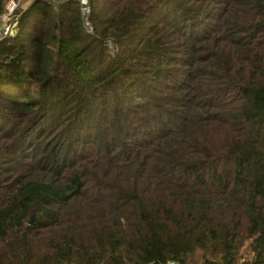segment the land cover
<instances>
[{
    "label": "trees",
    "instance_id": "trees-1",
    "mask_svg": "<svg viewBox=\"0 0 264 264\" xmlns=\"http://www.w3.org/2000/svg\"><path fill=\"white\" fill-rule=\"evenodd\" d=\"M89 3L0 41V264H264V0Z\"/></svg>",
    "mask_w": 264,
    "mask_h": 264
},
{
    "label": "built area",
    "instance_id": "built-area-1",
    "mask_svg": "<svg viewBox=\"0 0 264 264\" xmlns=\"http://www.w3.org/2000/svg\"><path fill=\"white\" fill-rule=\"evenodd\" d=\"M16 1L17 0H7L5 12L2 15H0V20L2 17L9 18L7 25H4V23L0 25V41L4 40L7 37H12L17 31L18 21H17V18H14V12L17 9ZM53 1H56V0H53ZM73 1H76L79 3L81 11L85 7L90 8L89 0H73ZM83 20H84V23H85V20L88 21V15L87 16L83 15ZM89 26L92 28L90 23H89ZM167 264H177V263L174 261H169L167 262Z\"/></svg>",
    "mask_w": 264,
    "mask_h": 264
},
{
    "label": "rangeland",
    "instance_id": "rangeland-1",
    "mask_svg": "<svg viewBox=\"0 0 264 264\" xmlns=\"http://www.w3.org/2000/svg\"><path fill=\"white\" fill-rule=\"evenodd\" d=\"M31 0H17V9L20 8V10H24L28 4L30 3ZM8 20L9 18H4L2 17L0 20V25L4 23V25L8 24ZM16 35V33L12 36L14 37ZM251 252H250V243L249 241L246 242V244H244L242 246V248L240 249L238 256H237V263L238 264H244L245 262H247L248 260H250L251 258Z\"/></svg>",
    "mask_w": 264,
    "mask_h": 264
},
{
    "label": "clouds",
    "instance_id": "clouds-1",
    "mask_svg": "<svg viewBox=\"0 0 264 264\" xmlns=\"http://www.w3.org/2000/svg\"><path fill=\"white\" fill-rule=\"evenodd\" d=\"M90 13V8L85 7L82 9V14L84 16H87ZM85 26H86V30L90 33V34H94L93 33V29L89 26V22L87 20H85ZM105 46L108 50L109 55L111 56H115L119 50H120V46L118 43H116L114 40L112 39H108L105 41Z\"/></svg>",
    "mask_w": 264,
    "mask_h": 264
},
{
    "label": "water",
    "instance_id": "water-1",
    "mask_svg": "<svg viewBox=\"0 0 264 264\" xmlns=\"http://www.w3.org/2000/svg\"><path fill=\"white\" fill-rule=\"evenodd\" d=\"M33 219H34V216L31 215V216H30V219H29V223L32 222Z\"/></svg>",
    "mask_w": 264,
    "mask_h": 264
}]
</instances>
